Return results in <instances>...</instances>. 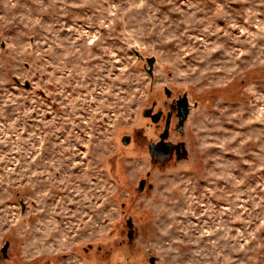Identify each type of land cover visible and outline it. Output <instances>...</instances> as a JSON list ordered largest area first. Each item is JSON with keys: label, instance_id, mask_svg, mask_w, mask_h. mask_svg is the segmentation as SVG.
Here are the masks:
<instances>
[{"label": "rangeland", "instance_id": "374dc122", "mask_svg": "<svg viewBox=\"0 0 264 264\" xmlns=\"http://www.w3.org/2000/svg\"><path fill=\"white\" fill-rule=\"evenodd\" d=\"M0 264H264V0H0Z\"/></svg>", "mask_w": 264, "mask_h": 264}, {"label": "flooded vegetation", "instance_id": "af4514ba", "mask_svg": "<svg viewBox=\"0 0 264 264\" xmlns=\"http://www.w3.org/2000/svg\"><path fill=\"white\" fill-rule=\"evenodd\" d=\"M184 95L185 94L173 97L175 106L174 108L165 110L156 108L155 105L152 107L151 115L146 116L150 120L151 125L157 129L156 139L150 140L148 144L149 157L151 164L153 165H165L169 162L183 160L189 157L187 145L183 139L184 125L186 122L183 125V129L179 128L180 117L178 105ZM168 97L172 98V93L169 94ZM158 113H160V115L156 116ZM153 116L157 117V121L153 120ZM125 136L128 135H124V137ZM163 136H165L164 140ZM140 185L138 189L139 191H143L146 188L147 181L145 180V185L142 190H140ZM148 187L151 188V185L149 184ZM130 226L132 227V224H130ZM2 254L5 257L8 256L5 255L3 251Z\"/></svg>", "mask_w": 264, "mask_h": 264}, {"label": "water", "instance_id": "95a60500", "mask_svg": "<svg viewBox=\"0 0 264 264\" xmlns=\"http://www.w3.org/2000/svg\"><path fill=\"white\" fill-rule=\"evenodd\" d=\"M137 56L140 58V59H145L146 60V64H145V68L147 70V72L149 73V75L153 78L154 77V68H155V64L157 62V58L155 56H151V57H143V55L135 50ZM26 87L29 88L30 87V84L27 83L26 84ZM168 95L171 94V91L169 89H166V92ZM191 103L189 101V97L187 94L184 95V97L182 98V100L179 102V105H178V110H179V128L180 129H183V125L184 123L188 120L189 118V115L191 113ZM151 111H152V108L150 109H147L145 111V116H150L151 115ZM160 115V113H158L156 116ZM156 116H153V120L154 121H157V117ZM165 136H163V140H164ZM130 140H131V137L130 136H125L123 138V143L125 144H128L130 143ZM145 185V180H143L141 182V185H140V190L143 189ZM152 187V185H151ZM130 224H132V222H130ZM8 250H9V243H6V245L3 247L2 251L5 253V255H8ZM155 261L154 258L152 259V262Z\"/></svg>", "mask_w": 264, "mask_h": 264}, {"label": "trees", "instance_id": "16d2710c", "mask_svg": "<svg viewBox=\"0 0 264 264\" xmlns=\"http://www.w3.org/2000/svg\"><path fill=\"white\" fill-rule=\"evenodd\" d=\"M128 227L130 228V230L132 229L129 223H128ZM129 235H131V231L129 232Z\"/></svg>", "mask_w": 264, "mask_h": 264}]
</instances>
